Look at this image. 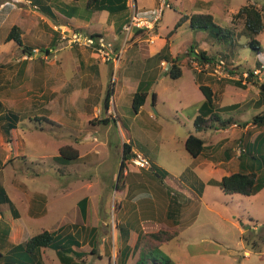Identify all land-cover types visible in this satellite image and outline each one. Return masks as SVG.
<instances>
[{"label":"rangeland","instance_id":"obj_1","mask_svg":"<svg viewBox=\"0 0 264 264\" xmlns=\"http://www.w3.org/2000/svg\"><path fill=\"white\" fill-rule=\"evenodd\" d=\"M60 1H68L76 6L72 15L78 18V23L83 24L86 19H98L101 16L100 11H94L98 13L93 14L92 6L86 8L87 0ZM168 1L171 8H164L163 17L158 21L160 30L157 35L160 38L173 28L181 15L206 12L190 10L189 4H184L186 0ZM248 1L262 12L264 18V0ZM153 2L141 0L136 14L130 5L126 11L115 15L120 18L128 13L137 17L144 15L150 19V13L157 11L153 9ZM193 2L200 6L202 0ZM208 2L205 8L214 15L215 23L231 29L236 36L224 45L217 39H211L209 30L194 31L184 25L183 29L173 35V47L176 49L179 44L187 50L192 45L195 48L199 45L205 52L216 57L215 65L223 62L219 68L222 77L212 76L211 70L205 67L196 68V63L193 67V61L182 56L186 50L180 54L186 62L184 66L203 70L217 88H224L227 80L246 83L244 78L249 70L257 74L258 83L264 84V30L255 37L260 48L255 51L249 47L246 37L241 35L243 23L233 21V16L247 0ZM16 5L12 21L9 19L0 24V116L14 112L20 117V122L10 135L4 134V122L0 119V184L11 201V206H0V252L5 253L9 249L6 236L1 232L13 229V224L20 222L26 227L22 234L24 239L43 230L59 235L58 241L63 240L64 236L73 237L80 244L79 247L75 245L73 250L86 254L82 259L75 258L72 253L65 255L76 264H121L119 252L125 246L131 251L125 264H135L139 254L142 259L146 257L165 263L169 261L168 264H264V188L256 196H228L219 187L209 184L205 185L202 199L196 198L193 190L191 193L184 192V176L191 157L181 142L189 131L195 133V127L186 121V112L181 111L187 103L183 88L189 80L188 72L184 73L178 85L161 94L163 87L174 84L166 74V65L169 66V63L161 62L160 65V61L155 58L143 57L145 52L141 48L133 49L120 60L121 65L126 64L121 71L122 76L135 74L144 80L149 79L152 83L150 90L166 97L165 105L158 99V110L155 112L149 97L146 112L150 111L156 119H150L149 114L145 113L135 115L127 90L117 81L115 87L120 92V102L117 103L119 125L115 121L99 124L96 121L98 118L89 122L86 120L87 114L80 110L82 102L75 105L70 96L74 88L87 83V78L83 77L85 59L76 57L73 52L88 48L72 46L73 52L70 50L67 40H63L61 34V31L66 30L64 27L68 31L70 25L60 20L61 17L46 15L49 19L46 22L40 19L42 10L38 5ZM98 21L96 24L91 21L93 28L90 27V30L102 31L101 36L108 43L111 36L107 32V25ZM13 25L20 28L25 46L49 51L47 61L39 57L26 59L27 53L20 46L13 42L5 43V37ZM156 28V25L151 28L150 34L157 33ZM145 36L135 38L139 40ZM203 49L197 48V51ZM95 62L101 70L99 105L102 107L107 84L109 86L112 79V64L101 59ZM257 63L261 65L260 69ZM62 67L63 71L58 73ZM161 79L166 81L163 83ZM246 85L247 90L229 86L223 95L218 96V99L221 97L218 104L226 107L236 102H247L245 113L238 118L248 121L247 137L236 134L238 130L232 132V129L215 132L212 128L201 133L207 145L228 137L231 140L230 149L237 157L245 149V144L246 147L252 145L259 132L264 133V127L254 128L251 124L254 116L264 112V97L258 86L252 82ZM240 109L216 114L220 119H237ZM216 126L219 127L218 124ZM124 129L129 130V137L122 136ZM128 138L140 151L139 155H146L144 157L153 160L156 166L151 172L138 170L128 161L118 179L124 139ZM64 147L77 151L78 159L62 164L56 157ZM247 156V161L254 162ZM217 157L216 154L215 161H218ZM237 160L235 158L228 166L218 169L232 171ZM254 163L257 165V161ZM256 173L263 179L264 166ZM172 197L176 205L181 207L180 217L175 215L174 218L180 219L176 224L165 215L168 208L166 200ZM82 199H86L87 203L81 211L79 202ZM140 213L142 216H139ZM18 217L20 221H13ZM128 225L134 226L136 235H140L139 250H133V240L130 241L119 230L127 229ZM158 232L175 233L176 237L161 243L151 237V234ZM66 242L65 239L62 244ZM37 258L41 264H61L56 251L49 247L41 248Z\"/></svg>","mask_w":264,"mask_h":264},{"label":"crops","instance_id":"obj_2","mask_svg":"<svg viewBox=\"0 0 264 264\" xmlns=\"http://www.w3.org/2000/svg\"><path fill=\"white\" fill-rule=\"evenodd\" d=\"M140 2H141V0H128L127 6H130V5L133 6L134 12L137 13L139 10L138 4ZM19 3H25V4L28 3L31 5L34 3V4L38 5L39 7L40 6L48 7L51 9L52 12H54L53 14L57 15V17H59V18L61 17L60 20L63 19V20L68 22V24L70 25V29H68V31H73V30L78 31L79 30L78 32H80L82 34H85V35L95 34V35H98L99 38H102L104 40L103 36H101L102 31L100 32V31H97L94 29L90 30V27H92L93 24H96L97 20H99L101 22L100 24L107 25V32H109V35L111 36L109 43H111L113 45V49L115 51L121 50L122 46L124 45L125 36L122 32V27L125 24V22L128 21V19L132 16V14L129 15L128 13H126L122 17L120 16V18H118L116 15H109L105 11H101L100 12V14H101L100 18L92 19V20L86 19L85 23L82 24V23H78V18L75 16L73 17V15H72V14H74L73 12H75V10H76V6L73 5L72 3L68 2V1L61 2L60 0H4V1L0 0V24H2L4 21L9 20V19L12 21V16H13L15 10L17 9L16 4H19ZM182 4H183V1H182ZM184 4H185V6H187L189 4L190 10H192V9L193 10L194 9L206 10L205 13H192L191 12V13H185V15L190 16L192 14H210L208 9L205 8V6H207L209 4L208 0H202V2H200V4H199L200 6H197V2H193V0H186ZM36 5H34L33 7L36 8L37 7ZM152 6H153L154 10L157 9L156 13H150V16H152V18L146 19L147 17H144V15H142V17H139V18H141L142 20L145 19L144 21L147 23L148 29H151L156 25V27H157L156 32L157 33L148 34L143 39H139V40L135 39L132 43L128 44L122 50V58H123V56H125L127 53H129L133 49L141 48L142 51L145 52V54H143V57L148 58V59L155 58V59L160 61V65H161V62L162 63L167 62V60L164 58L158 59L157 55L160 54L161 52H163V49H164L166 44L168 45V52L166 53V56H165L167 58L172 59V58L176 57L177 55L185 52L186 48L183 47V45L178 44V45H176L177 48L174 49V47H173V44H174L173 35L178 30L183 29L184 25H188L190 28L189 21L184 22L177 29V31L174 34L168 36L169 32L168 33L166 32V34H164L163 37L160 38L157 35V34H159V30H160V27L158 26V21L161 20V18L163 17L164 8L161 7V0H154V2L152 3ZM186 8L188 9V7H186ZM41 13L42 14H40V19H43L44 21L48 22L49 19L47 18V16L43 12H41ZM96 13H98V12H94L93 14H96ZM36 14H38V13H36ZM210 15H212V13ZM22 16L24 17V15H22ZM212 17H213L214 22H217L214 15H212ZM80 19H81V17H80ZM81 21H82V19H81ZM91 21H94L93 24H91L92 23ZM13 26H15V25H13ZM64 28L67 30L66 27H64ZM84 28H88V30L84 31L83 30ZM83 32H85V33H83ZM7 35H6V37H7ZM167 37H168V39H167ZM20 38H21V36H20ZM131 38H128L127 40L130 41ZM21 41H22V38H21ZM10 42L15 43L12 40L8 41V42L5 41L6 44L10 43ZM157 42H158V45H156ZM197 48L203 49L199 45ZM71 49L72 48L70 47V50ZM88 50L89 49H84V50L79 49V52H75V53L71 50L75 56L77 55L76 57H78V58L83 57L85 59L84 61L86 64V66H85L86 70H85L83 77L87 78L86 79L87 83H83V84L81 83L83 86L82 85H79L77 87L75 86L76 88H74V91L71 92L70 96L73 99V102L75 103V105L82 102L80 110L84 111L87 114L86 120L90 122V120H92L94 118H98V119L108 118L109 123H110V121H113V122L115 121V124L119 125L120 117H119V114L117 113V109H118L117 103L120 102L118 100L120 97V92L115 87V84H117V81L122 86V88L127 90L126 94L130 98L131 103H132L133 95L136 93V91L138 90L139 87H142L143 89H147V97H146V100L144 102V105L140 108L138 114H136V115L145 113L147 115L149 114L150 119H156L155 116L152 115V113L150 111H148V113L146 112L147 100L149 99V97H151V107L154 106L155 112H156L158 110L157 109L158 99L162 102V104L165 105V103L167 101L166 97H164L162 95L160 96L159 93H154L150 90L152 83H150L149 79L144 80L143 77H138L135 74H131L132 76L123 77L121 71H123L126 64L121 65V62L119 63L118 70L115 73L114 84L112 85L111 82H110L109 86L107 84L105 97L107 95H109L108 105L105 106V98H104L103 99V105H102V107H100L99 100L101 97V93H99V92L102 91V82L100 79L101 70H100L99 66L97 65V63L95 62V61H100V59L97 57V53H95L92 50H90V51H88ZM203 51H204V49H203ZM87 52H89V53H87ZM181 62H182V66H181L182 74H181V76L176 80H172V81H174L173 85H168L167 87H163L162 88L163 92L161 94H164L168 89L174 88L176 85H178L180 83L179 81L181 80L184 73L188 72L189 80H188V83L185 84L184 88H183L185 90L184 96H185V100L187 101V103L185 104L186 108H183L181 111L186 112V121H188V124L192 123V125L194 126V119L197 117V115L199 113V109L202 106V104L204 103L205 99H204L203 94L199 90V84L195 79V75L193 72L194 68L185 67L184 64H186V62L184 60H182ZM79 65L81 67V64H79ZM192 65L194 67L195 62H193ZM166 66H167V70H168L169 66L168 65H166ZM62 71H63V67H62L61 71H58V73H60ZM112 73H113V66H112V71H111V77H112ZM166 74H168V73H166ZM208 76H209L208 74H204V75L200 76L199 82H201L202 85L210 87L213 94L215 95L216 112H219V113L220 112H227L229 110L232 111L233 109H238L239 107H241L240 111L237 113V119H234L232 117L225 118L226 120L227 119L232 120L234 122V124L230 125L229 127L225 128V129H220V130L219 129H213V130L215 132H220L222 130L227 132L231 129H232V132L233 131L237 132V130H238L239 132H237L236 134H239L240 136L243 135L244 138H246L248 135V121H247V119H238V118H240V116L245 113L246 110H244V107L247 105L246 104L247 102L246 101H244L243 103L242 102H240V103L236 102V103L229 105V106H226V107H220L218 104V102H219L218 100L221 97L218 99V96L223 95L225 90H227V88L229 86H233V85L226 83L224 88H222V87L217 88L215 82H213L211 80V78H208ZM77 77H78V75L76 76L75 81H77ZM161 80L163 81V83L166 81L165 79H161ZM161 80H159V82ZM57 82H59V81H57ZM65 82H66V80H65ZM54 83H55V81H54ZM61 83H63V82H61ZM247 86L248 85H245L244 89L238 88V87H236V88L241 89V90H247L248 89ZM233 87H235V86H233ZM78 91H80V93H77ZM74 92H75V95H74ZM153 94H155V99L153 98ZM0 103H1V101H0ZM230 106H231L230 109L222 111L223 108H228ZM90 112H91V115L89 114ZM225 119H222V120H225ZM234 127H237L238 129H236V128L234 129ZM253 127L255 128V126H253ZM13 130H15V129H13ZM11 131H10V133H11ZM124 131H125V133H122V136L124 138L129 137L130 136L129 130L124 129ZM194 131H195L194 134L189 131L188 136L194 135V136L200 138L201 140H203L204 141V149L198 157L192 158L188 154V152L185 150V141H186L188 136L184 140H182L181 144L184 147V150L191 157L190 165H189V167H187L186 175L184 176L185 179H184L183 189L185 190L184 191L185 193L186 192L191 193V190H193L195 193V197L202 199L205 185H209L210 184L209 182H211V181L220 182L223 177L237 173L239 171L240 160L237 156H235L236 154L234 155V152L230 149L231 148V146H230L231 140H229L228 137L220 138L213 145H207L205 143V140L203 139V137L201 135V133H204L207 130L198 132L196 129H194ZM122 132H123V130H122ZM261 134L264 135L263 132H259L258 135H261ZM124 140H125L126 144L131 146L132 153L134 155H139L140 151H138L132 145V141H130L129 138L127 140L126 139H124ZM245 143H248V142H245ZM246 145L247 144H245V149L248 147V146L246 147ZM216 154H217V156H219V157H217L218 161H215V159H214V156ZM144 156H146V155H144ZM144 158H146L150 162V168L140 169V168H137L135 166H133V167L137 168L138 170H146V171L151 172V170H152L151 166L154 167V166H156V164L153 162V160L148 159L147 157H144ZM235 158L238 159L237 160L238 163H237L235 169H232V171L224 172V171H221L218 169V168L225 166V165L228 166ZM245 161L246 162H245L244 167H246L247 163H248L247 160H245ZM181 180H183V179L181 178ZM254 196H256V195H254ZM166 201H167L166 205L168 208L165 212L166 214L165 213L164 214L166 215V217L171 218L172 222L174 224L179 223L180 219L174 220V218H175V215H177V217H180V212H181L180 205L179 206L176 205L174 197L168 198V200H166ZM140 214H139V216H142V214L141 215ZM0 219H1V215H0ZM16 220H19V217L16 219H13V221H16ZM13 226H14L13 229L9 228L8 235L6 236L9 249L5 253L0 252V264H6L1 256L9 257L12 253L11 252L12 249L15 246H18L20 244L25 243L30 238V237H27L26 239L23 238L22 234H24L26 231V227L24 224H22L20 222L19 223L15 222L13 224ZM124 230L127 232V237H129L130 241H131V239L133 240V242H134L133 250H135L137 244H139V242L141 241L140 235H136V231L134 229V226L132 227L131 225H128L127 229L124 228ZM19 233L21 235H18ZM132 234H134V235H132ZM57 236H59V235H57ZM66 238H67V236H64V239L62 241H64ZM130 241L128 242V245H130L129 244ZM126 247L129 250L128 251V257H129L131 251H130V248L128 246H125V248ZM125 248L123 250H125ZM121 251L122 250H120V252ZM120 252H119V254H120ZM126 261H127V259L125 260V262L123 261V263H121V264H125ZM26 264H28V263H26Z\"/></svg>","mask_w":264,"mask_h":264},{"label":"trees","instance_id":"obj_3","mask_svg":"<svg viewBox=\"0 0 264 264\" xmlns=\"http://www.w3.org/2000/svg\"><path fill=\"white\" fill-rule=\"evenodd\" d=\"M78 1V0H73ZM127 1L128 0H87L86 8L92 6V11H107L109 15H115L120 12H124L127 10ZM247 3L233 16V21L238 20L243 23L242 34L248 40V45L251 49L258 51L259 44L255 37L262 33L264 30V18L262 12L257 9L253 4ZM42 7V8H41ZM40 9L45 15L54 16L53 12L48 7L40 6ZM130 19V18H129ZM128 19V21H129ZM126 21V22H128ZM186 21H189L190 28L194 31L196 30H209L210 31V38L217 39L220 43L224 44L228 43L229 40H232L234 36H236L231 29L223 28L217 25L212 15L210 14H192L188 15H181L178 22L173 26V28L169 31L168 36L174 34L177 29ZM125 22V23H126ZM151 33V29L148 28H138L135 29L134 34L128 44L132 43L136 38H142L143 35H148ZM20 29L17 26H13L5 41H14L18 46H20L25 53H30L33 49L30 46H24L21 38H20ZM92 38H99L98 35L91 34ZM145 36V37H146ZM136 37V38H135ZM168 39V37H167ZM193 45L190 46L184 55V58L187 57L193 62L196 63V68H206L207 70H211L216 66V57L213 54L207 53L205 51H197ZM43 53L49 54L47 49L42 50ZM168 52V45L166 44L163 52L158 54L157 58L161 59L164 58L169 63V68L167 70L168 76L171 80L178 79L181 74V66H182V57L181 55H177L176 57L170 59L165 57L166 53ZM258 69H260L261 65L257 63ZM192 67V66H191ZM194 68L193 72L195 75V79L199 84V90L204 96V103L199 109V113L194 120L195 129L199 131H204L208 129H225L230 125L234 124V122L230 119L222 120L216 114V106H215V95L213 94L210 87L202 85L199 82V77L204 75L203 70H198ZM257 74L254 71H248L247 77L244 78L246 83L252 82L253 85L258 86L260 90V94L264 97V84L258 83L256 80ZM228 84H231L238 88H245L246 83L242 81H235V80H227ZM147 97V89H143L139 87L136 93L133 95L132 98V112L136 115L138 114L140 108L144 105V102ZM153 98L155 99V94H153ZM109 95L105 97V106L108 105ZM2 104L0 103V109ZM233 107V106H232ZM223 108L222 111L230 109ZM0 119L3 120L4 124L2 125V129L5 135H10V131L16 129L17 123L20 122V117L18 114L14 112H8L0 116ZM38 121V120H37ZM41 121V119H40ZM99 124H109V119H99L96 120ZM93 124V121H91ZM216 124L219 125L216 126ZM251 124L255 127L262 128L264 127V112L256 115L253 117ZM264 135H258L256 141L248 146V148L243 149V151L239 154L238 158L240 160L239 171L237 173L231 174L229 176H225L221 179L220 182L211 181L210 184H213L221 190V192L225 195L232 196V195H241V196H252L255 195L258 191L264 188V178L260 179L257 175L256 171H259L264 166ZM204 149V141L200 138L189 135L185 141V150L192 158L198 157ZM248 154V156H247ZM135 155L132 153L131 146L128 144H123L122 156H121V165L119 168L118 179L121 178L123 171L126 166V162L130 160L131 157ZM247 157H250L254 162L257 161V165L254 162L247 163L245 165V160ZM62 164H68L69 162L75 161L78 159V153L75 150H72L69 147L61 148L59 151V156L56 157ZM153 166L151 169L153 170ZM117 188V185H116ZM87 200L82 199L79 202L80 210H83V207L86 206ZM8 204L11 206V201L9 196L6 194L3 186L0 184V206ZM120 231L123 236L127 237V232L124 228H120ZM9 232L8 230H4L1 232L4 236H7ZM69 236V237H68ZM68 239L66 238V243L62 244V240L58 241L57 239L59 236H55L54 232H48L47 230H43L42 232L30 237L25 243L15 246L12 249V253L9 257H3V260L6 264H41L40 260L37 258L40 253L41 248L49 247L56 251V255L59 258L61 264H76L73 260L66 258L67 253H72L75 258L82 259L84 252H76L73 250V247L77 245L78 247L80 244L68 235ZM151 237L158 239L159 242L163 243L166 240H170L176 237L175 233H166V232H158L155 234H151ZM139 250V244H137L136 248ZM128 248L126 247L125 250L120 252V256L122 258L121 263L125 261L128 257ZM94 254V251L92 252ZM25 258L23 261L22 259ZM141 262V263H140ZM169 262V261H168ZM168 262H160L156 259L150 260V258L142 257L139 254L138 260L135 264H168ZM170 263V262H169ZM85 264V263H83Z\"/></svg>","mask_w":264,"mask_h":264},{"label":"built area","instance_id":"obj_4","mask_svg":"<svg viewBox=\"0 0 264 264\" xmlns=\"http://www.w3.org/2000/svg\"><path fill=\"white\" fill-rule=\"evenodd\" d=\"M161 7L162 8H170V5L167 0H161ZM136 14V13H135ZM133 14L129 21L126 22L122 27V32L125 36V42L122 46V49L119 51H115L113 49V45L111 43H105L102 38H92L90 35L82 34L78 31H61L62 39L67 40L68 46H78L83 48H88L97 53V57L101 59L103 62L111 63L113 66V73H112V80L111 84L113 85L115 82V73L118 70V65L122 58V50L127 46L129 40L131 38L134 30L138 28H147V23L142 20L141 18L137 17ZM66 34V35H65ZM26 59H33V58H40L41 60L47 61L49 54L43 53L42 51L33 48L30 53L25 55ZM163 65V64H162ZM223 66V62L216 65L212 71L211 75L216 77H222V73L220 72L219 68ZM256 74V73H255ZM129 163L133 166L140 168V169H148L150 168V162L140 155H135L131 157Z\"/></svg>","mask_w":264,"mask_h":264},{"label":"water","instance_id":"obj_5","mask_svg":"<svg viewBox=\"0 0 264 264\" xmlns=\"http://www.w3.org/2000/svg\"><path fill=\"white\" fill-rule=\"evenodd\" d=\"M120 165H121V163H120ZM119 168H120V166H119Z\"/></svg>","mask_w":264,"mask_h":264}]
</instances>
